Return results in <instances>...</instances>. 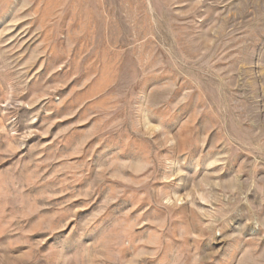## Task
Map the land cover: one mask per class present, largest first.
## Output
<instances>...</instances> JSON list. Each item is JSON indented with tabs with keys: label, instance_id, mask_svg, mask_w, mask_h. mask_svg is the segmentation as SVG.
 Wrapping results in <instances>:
<instances>
[{
	"label": "rangeland",
	"instance_id": "374dc122",
	"mask_svg": "<svg viewBox=\"0 0 264 264\" xmlns=\"http://www.w3.org/2000/svg\"><path fill=\"white\" fill-rule=\"evenodd\" d=\"M0 264H264V0H0Z\"/></svg>",
	"mask_w": 264,
	"mask_h": 264
}]
</instances>
